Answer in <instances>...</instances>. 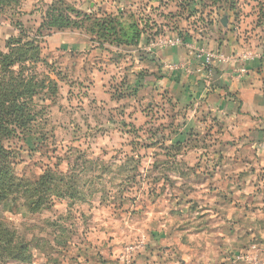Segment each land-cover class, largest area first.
<instances>
[{
    "label": "rangeland",
    "instance_id": "374dc122",
    "mask_svg": "<svg viewBox=\"0 0 264 264\" xmlns=\"http://www.w3.org/2000/svg\"><path fill=\"white\" fill-rule=\"evenodd\" d=\"M66 1L84 26L39 34L55 0L0 10V49L34 41L46 84L3 143L19 177L53 176L40 210L0 207L31 249L0 264H264V103L223 82L264 56V0Z\"/></svg>",
    "mask_w": 264,
    "mask_h": 264
},
{
    "label": "trees",
    "instance_id": "16d2710c",
    "mask_svg": "<svg viewBox=\"0 0 264 264\" xmlns=\"http://www.w3.org/2000/svg\"><path fill=\"white\" fill-rule=\"evenodd\" d=\"M20 2L21 0H0V10L19 5ZM73 13H76V18H82H74L71 15ZM83 17L90 20V15H81L66 0H55L45 15L39 34L44 28L82 27L85 20ZM105 24V21L103 24L99 23L101 26ZM7 47L8 52L0 49V207L7 203H17L22 198H31L27 205L30 210L35 211L40 210L45 203L34 191L41 192L46 183L53 182V176L46 173L34 184L19 177L13 155L3 141L18 134L29 135L38 119L39 111L34 100L46 88V84L45 81H38L34 75L29 76L27 71L31 63L42 60L40 47L34 41L22 42L13 37L8 39ZM50 82L54 83L52 79ZM24 240L16 228L6 219L0 218V262L30 260V243Z\"/></svg>",
    "mask_w": 264,
    "mask_h": 264
},
{
    "label": "crops",
    "instance_id": "0c3cea01",
    "mask_svg": "<svg viewBox=\"0 0 264 264\" xmlns=\"http://www.w3.org/2000/svg\"><path fill=\"white\" fill-rule=\"evenodd\" d=\"M233 61H236L233 60ZM243 66L246 67L247 71L249 74L246 76V80L243 81H230L227 82L225 79H223V82L225 83L224 87L227 90H231L232 92H238L240 94V102L239 105L242 104V106H248L249 105V100L248 95L250 93L257 94L258 100L261 101V103H264V91L262 90V85L259 83V73H263L264 75V56L257 57V58H251L248 61L243 62ZM235 66H240L242 67L241 62L236 63L234 62ZM230 65L228 62H222V67H221V76L228 77V74L232 76L230 73H227L229 71H232L231 69L229 70ZM224 69V70H223ZM253 79V80H252ZM228 80V79H227ZM252 80V81H249ZM256 81V83H254ZM261 82V81H260Z\"/></svg>",
    "mask_w": 264,
    "mask_h": 264
}]
</instances>
